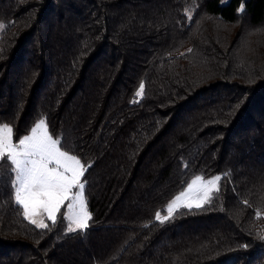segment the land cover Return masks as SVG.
<instances>
[{"label": "trees", "instance_id": "obj_1", "mask_svg": "<svg viewBox=\"0 0 264 264\" xmlns=\"http://www.w3.org/2000/svg\"><path fill=\"white\" fill-rule=\"evenodd\" d=\"M0 22V123L45 118L92 165L67 233L23 218L0 161V264H264V0H0ZM199 174L214 201L156 221Z\"/></svg>", "mask_w": 264, "mask_h": 264}, {"label": "snow or ice", "instance_id": "obj_2", "mask_svg": "<svg viewBox=\"0 0 264 264\" xmlns=\"http://www.w3.org/2000/svg\"><path fill=\"white\" fill-rule=\"evenodd\" d=\"M4 28L0 22V30ZM192 51L188 49V53ZM144 91L145 82L141 80L135 96L143 98ZM13 135L11 125L0 123V161H6L14 174L12 200L23 218L42 230L66 222L67 233L85 232L92 219L85 196V175L92 165L64 149L61 139L50 133L45 118L36 121L18 142L13 141ZM224 176L194 175L164 209L156 211L155 220L164 223L174 219L181 208L191 211L210 205L219 195ZM162 211L167 214L162 215ZM257 236L264 241V234Z\"/></svg>", "mask_w": 264, "mask_h": 264}, {"label": "rangeland", "instance_id": "obj_3", "mask_svg": "<svg viewBox=\"0 0 264 264\" xmlns=\"http://www.w3.org/2000/svg\"><path fill=\"white\" fill-rule=\"evenodd\" d=\"M1 31V30H0ZM74 191H75V189H74ZM45 221L47 222V223H51L50 221H47V219H46V216H45ZM29 222V221H28ZM35 226V225H34Z\"/></svg>", "mask_w": 264, "mask_h": 264}]
</instances>
